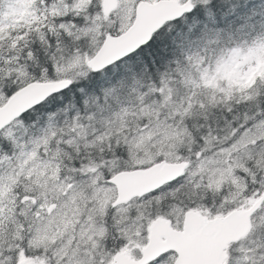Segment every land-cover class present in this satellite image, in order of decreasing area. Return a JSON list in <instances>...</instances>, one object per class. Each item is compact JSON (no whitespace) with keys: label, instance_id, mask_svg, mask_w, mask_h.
I'll return each instance as SVG.
<instances>
[{"label":"snow or ice","instance_id":"1","mask_svg":"<svg viewBox=\"0 0 264 264\" xmlns=\"http://www.w3.org/2000/svg\"><path fill=\"white\" fill-rule=\"evenodd\" d=\"M0 264H264V0H0Z\"/></svg>","mask_w":264,"mask_h":264}]
</instances>
